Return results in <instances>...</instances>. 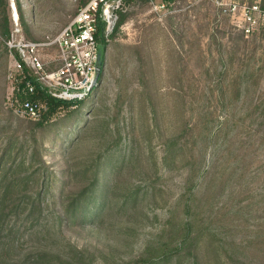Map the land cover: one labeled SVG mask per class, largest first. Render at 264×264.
I'll list each match as a JSON object with an SVG mask.
<instances>
[{"label":"rangeland","instance_id":"374dc122","mask_svg":"<svg viewBox=\"0 0 264 264\" xmlns=\"http://www.w3.org/2000/svg\"><path fill=\"white\" fill-rule=\"evenodd\" d=\"M88 1L17 0L22 25L8 0L11 32L15 15L52 39ZM123 15L90 97L42 126L5 106L0 37V264H264V28L247 37L211 0ZM103 164L107 200L76 210Z\"/></svg>","mask_w":264,"mask_h":264},{"label":"built area","instance_id":"2783aa9c","mask_svg":"<svg viewBox=\"0 0 264 264\" xmlns=\"http://www.w3.org/2000/svg\"><path fill=\"white\" fill-rule=\"evenodd\" d=\"M126 1L89 0L58 35L41 42L26 40L14 18L6 41L10 55L6 108L22 120L38 122L48 111L47 104L30 100L38 90L57 102L77 103L90 97L99 70L98 23L105 25L106 35L112 33ZM211 1L222 14L237 18L238 27L247 37L264 28L262 0L244 4L236 0ZM163 8L165 5L156 6V10ZM50 47L58 50V66L46 72L40 51Z\"/></svg>","mask_w":264,"mask_h":264},{"label":"trees","instance_id":"16d2710c","mask_svg":"<svg viewBox=\"0 0 264 264\" xmlns=\"http://www.w3.org/2000/svg\"><path fill=\"white\" fill-rule=\"evenodd\" d=\"M131 0H127L126 1V5L128 4V2ZM16 5L18 6V13H19V17H20V21L22 23V25H25L24 23V19H23V15L20 13V5L19 2L17 3L16 0ZM7 10H8V0H0V37L2 38V40L5 42L10 38L11 35V28H10V19L9 16L7 14ZM120 22H118L119 26L124 22V15L123 13L120 14ZM118 26V27H119ZM117 27V28H118ZM106 28L105 25L101 22L98 23L97 26V33H96V39L98 42V51L99 54H101V62L102 64L104 63L105 60V52H106V48L108 45V39L106 38ZM5 48V54H7V47ZM88 99V98H87ZM86 99V100H87ZM31 101H37V102H42L47 104L48 106V111L47 113L44 115L43 120H40L39 122H37V124H39L40 126L43 125V122L48 120L49 118H51L59 108H68L70 106H74V105H79L80 103L86 101H80L77 103H65V102H57L55 100L50 99L49 97H47L42 91H37L36 94L30 99ZM101 173H103L102 175H105L104 181H97L93 182V184L89 187V190H84L79 198L77 199V201L75 202L76 204V210H83L84 208H80L82 205H84L87 201H89L90 199L87 198V194L92 198L95 197V194L99 191V189L102 186L101 191H99L97 194L99 196L98 200H107V191L109 190L110 187V179L108 176H106V164L101 165ZM99 172V171H98ZM87 191V193L85 192ZM86 198V199H85ZM96 215V214H94ZM94 217V216H93Z\"/></svg>","mask_w":264,"mask_h":264},{"label":"water","instance_id":"95a60500","mask_svg":"<svg viewBox=\"0 0 264 264\" xmlns=\"http://www.w3.org/2000/svg\"><path fill=\"white\" fill-rule=\"evenodd\" d=\"M14 18L16 19V16L14 15ZM98 73H97V77H96V81L99 79V75H100V71H101V67H102V62H101V54L98 55Z\"/></svg>","mask_w":264,"mask_h":264}]
</instances>
